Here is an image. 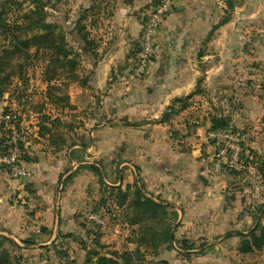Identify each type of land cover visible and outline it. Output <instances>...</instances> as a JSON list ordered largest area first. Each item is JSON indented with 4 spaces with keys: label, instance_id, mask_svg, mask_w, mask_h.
<instances>
[{
    "label": "rangeland",
    "instance_id": "rangeland-1",
    "mask_svg": "<svg viewBox=\"0 0 264 264\" xmlns=\"http://www.w3.org/2000/svg\"><path fill=\"white\" fill-rule=\"evenodd\" d=\"M6 1L8 0H0V4H6ZM32 2V0H15V3L20 5H10L8 11H5L6 23L19 25V21L26 15L35 20L36 16L30 12L35 9ZM161 2L162 0H134L132 4L125 5L122 0H52L51 4L54 8L51 5L45 8L46 14H43V22L56 25L54 32L61 44H66L78 53L76 78L69 77V74H63L56 81L48 84L44 71L47 67L46 61L49 54L44 50L35 53V50L31 49L30 56L24 54L14 59L12 69L16 74L13 76L8 90V101L2 106L3 110L0 109V113L6 116L12 107L14 111L28 120L33 135L27 146L31 142L39 143L38 150H43L48 154L60 152L61 156L69 153L73 146L82 147L81 151H86L88 147L89 153L79 154L80 157L86 156L88 159L85 161L94 163L93 166L101 171L102 181L106 187H120L124 195H121L120 192L117 196L119 191L102 188L103 191L98 192L89 213L79 217L83 221V227L87 228L85 233L89 231V235L85 239L88 238L89 241L96 239L100 245L105 247L116 246L118 243L122 246L123 241L136 239L139 230L150 243L152 231L161 230L165 225L150 212H138L132 206L135 189H140L143 194H146L138 179H135L132 185L124 188L121 185L109 186L108 184L116 185L122 178V171L119 169L124 164L121 163L131 162L140 157L136 154L137 151L134 147L141 140H158L166 144V139L170 135V138L173 137L175 142H181L183 132L175 127L172 128L171 120L177 118H179L177 125L181 129L187 128L189 131L202 122L199 117L209 120L218 117L227 120V127L219 131L230 133L236 140L232 142L219 139V143L216 140H208L207 136L212 132L209 129L205 138L211 146L212 152L204 151L195 158L198 162L204 161L211 177L224 176L228 179L230 184L226 191L227 198L230 193L234 192L238 195L248 196L249 199L247 201L243 199L241 204L244 207L243 211L249 215V222L243 224L241 228L249 227V231L255 228L264 229V0H191L193 14L205 21V27H210L209 33L213 26L222 24L212 34L208 33L201 46L194 52L193 61L196 73L192 77L188 73H184L185 68L182 67L181 72L157 77L162 85H166L172 80L176 85H180L181 82L187 84L189 81L187 85H191V83L198 85L195 92L199 91L187 101L188 107L195 108L192 111L193 114L181 118L178 114H170L169 111L167 119L159 118V122L152 123L151 126L161 123L166 131L165 135L162 132H156L157 130H149L146 135L137 133L139 122H128L124 118L125 114L119 113L121 110L119 106L112 105L110 102L107 106L105 103H101L103 98L110 97L109 90L112 89L110 85H115L114 87L117 85L129 87L131 85L132 88L136 85H160L153 81L150 83L146 81L148 70L140 79H132L131 70L136 59L133 58L129 63L126 62L125 67L124 61L128 52L134 54V57L139 52V35L142 28ZM1 7L0 5V10H2ZM92 7L95 9L84 15V11ZM174 10L175 6L172 8V12ZM83 16L85 18L82 23L89 31V37L93 38L98 45L96 52L92 55L82 47L80 37L76 33L75 24ZM119 17H130L133 22L140 25L141 31L138 38L131 41V51L125 52L124 49L119 48L118 55H120L121 64L113 66L109 72L106 70L101 74L99 63L118 47H115L116 43L113 44V41L115 40L116 21ZM92 21L95 22V25L90 27L89 24ZM15 34L22 39L30 37L33 31H30L27 25H22L17 27ZM4 41V36L0 34V45ZM157 47L158 43L155 42V53ZM155 53L149 70L156 62ZM185 63V59H182L181 64ZM18 65L24 67L22 75H19L16 68ZM90 85H107L108 90H92ZM71 87L77 96V99L74 100L78 101L77 104L70 102ZM172 106L177 108L179 104L173 103ZM103 108H107V110L104 112ZM103 113L116 116L117 120L121 117L122 126L125 127L126 132H119L120 120H110L111 128L105 134H95L94 131L102 127ZM46 118L50 121L56 120L57 123L50 135L40 137L38 135L39 124L43 121L47 122ZM101 139L103 143L99 142ZM233 145L239 147V155L235 163L230 164V157L233 154L230 146ZM27 146L26 149L24 148L23 155L31 158L33 156L28 155ZM154 150L155 148L152 147V151ZM161 152L162 148L159 149L158 156L162 155ZM217 163H220L219 169L216 168ZM87 166L89 165L80 167ZM28 172L30 178L31 173ZM190 172L194 173V171ZM121 199H124L123 204H121ZM227 204L229 203L227 202ZM91 213L102 215L105 226H97L89 221L88 216ZM167 220H170L169 232L173 235V230L179 224L176 222L177 219ZM85 233L77 236L76 244L84 239ZM113 235L117 236V239L111 238ZM224 236L228 235H223L220 238ZM102 237L107 239L103 240ZM85 239L83 242L85 241L84 243L89 246L91 243ZM203 240L204 242L197 241L202 249L196 254H201L208 243L215 241L218 244L220 240L226 239L219 240V237H216L209 241ZM240 240L239 237L238 241ZM179 241L175 240L176 243ZM189 243L193 242L189 240ZM70 244V241L61 239L57 247L58 251L65 256L63 257L64 263L57 262V259L53 257V255L56 256L54 252H41L21 246L16 248L5 245V248L14 264H40L41 260L45 258L49 259V264H68V262L74 261L75 257V250H69ZM176 246L178 247V245ZM233 247L235 245L232 244V246H226V249L230 253L233 252ZM77 248L82 249L80 245ZM151 251V248L145 251L147 260L152 259ZM229 255V264H264V250L249 254L239 262L233 259L232 253Z\"/></svg>",
    "mask_w": 264,
    "mask_h": 264
},
{
    "label": "crops",
    "instance_id": "crops-1",
    "mask_svg": "<svg viewBox=\"0 0 264 264\" xmlns=\"http://www.w3.org/2000/svg\"><path fill=\"white\" fill-rule=\"evenodd\" d=\"M192 5L191 0H180L175 5V10L156 32V43H158L155 53L156 62L152 64L150 70L148 69L146 81L160 85H136L135 88L131 85L129 87L110 85L112 88L109 90L110 97L101 100L105 106L109 105V102L119 106L121 108L119 113L125 114L124 118L128 122H139L137 133L146 135L149 130H157L156 132L165 135L166 131L161 123L151 126L152 123L159 122V118H163L164 114L171 111L175 99L190 95L198 87L192 83L187 85L189 81L187 84L181 82L180 85H176L174 80L162 85L157 79L160 76L181 72V67L185 68L183 72L191 77L196 73L193 55L205 40L210 27L206 28L205 21L193 14ZM140 31V25L133 22L130 17L117 18L113 44L116 43L115 47H118L99 63L101 74L121 64L119 48L124 49L125 52L131 51V41L138 38ZM128 54L129 52L125 55L124 67L133 58L136 59L138 53L135 57L134 54ZM182 59H185V64H181ZM72 87L69 92L70 102L77 104L78 101H74L77 96ZM90 88L108 90L107 85H90ZM8 96L9 93L0 101L1 110L8 101ZM106 110L107 108H103L104 112ZM194 110L192 106L187 107L178 116L183 118L193 114ZM112 116L103 113L102 127L94 133L105 134L111 128L110 120L121 121V117L117 120L116 116ZM199 119L202 122L190 131L187 128L181 129L177 125L179 118L171 120L172 128L175 127L183 132L182 141H178L179 143L175 142L173 137L170 138V135L166 139V144L158 140H141L134 147L140 157L131 162L121 163L124 164L119 169L122 171V178L116 185H108H121L124 188L138 179L143 185L146 196L169 206L167 210L176 213V222L179 225L173 230V239L193 242L191 243L193 249L188 252L189 257H184L177 250L168 249L163 245L152 259L165 260L169 264H229V254L232 253L233 259L239 262L249 256V254H239L237 251L240 243L238 235H246L249 232V227L241 228L243 224L249 222V215L243 211L244 207L241 203L243 199L247 201L249 198L236 192L230 193L227 198L226 191L230 184L228 179L224 176L211 177L204 161L196 160L195 156L198 154L204 151L212 152L205 138L211 128V120L203 117ZM1 123L3 117L0 113V137ZM122 124V121L119 122L118 130L123 133L126 131ZM101 140L99 142L103 143ZM33 143L27 146L28 155L33 157L25 162L26 168L31 173L30 178L20 183L9 178L5 170L0 168V235L23 248L52 253L54 252L52 243L59 242V234L81 236L85 233L87 228L82 227L83 221L79 217L89 213L100 187L97 177L88 169H80L76 176L65 184L66 178L78 167L94 164L85 161L88 159L86 156L79 155L89 153L88 147L86 151H81L82 147L73 146L69 153L61 156L60 152L48 154L43 150L40 151L37 149L39 143ZM152 147L155 148L154 151ZM160 148L162 155L158 156ZM223 235L228 236L220 238ZM216 237H219V240L224 238L226 240H218V244L215 241L210 242L201 254H196L202 249L197 241L204 242L203 239L209 241ZM111 238L117 239V236L113 235ZM64 241H70V251L75 250L72 264H83L85 251L78 249L79 244L71 239ZM232 244L235 247L233 252L229 253L226 246ZM136 248L137 245L133 241L125 240L122 246L119 243L116 246L110 245L105 251H134ZM53 257L58 263H64L63 259L60 260L54 255ZM45 259L49 264V259Z\"/></svg>",
    "mask_w": 264,
    "mask_h": 264
},
{
    "label": "trees",
    "instance_id": "trees-1",
    "mask_svg": "<svg viewBox=\"0 0 264 264\" xmlns=\"http://www.w3.org/2000/svg\"><path fill=\"white\" fill-rule=\"evenodd\" d=\"M32 1V3L35 5V9L31 10L30 12L31 14L36 16L35 20H33V18L31 19V17L26 15L25 18H22V20L19 21V25L17 23H6L4 16L6 14L5 11H8L10 5L19 6L20 4L15 3V0H8L6 1V4H0L2 6V10H0V34L4 36L5 40L4 43L0 45V101H2L4 95L8 93L13 76L16 74L14 69H12V66H14V59L17 56L24 54L30 56L29 51L31 49L35 50V53H38L39 50H44L47 51L49 54V57L46 61L47 67L44 71V73L46 74V82L48 84L52 83L53 81H56L63 74H69V77L76 76L75 69L78 65V53H76L73 48L67 46L66 44H61L60 39L56 37V33L54 32L56 25H51L43 22V14H46L45 8L50 5L52 8H54L53 4H51L52 0ZM122 1L125 5H130L133 3L134 0ZM229 6H231V4H229ZM94 9L95 7L85 10L84 15L89 14V12L93 11ZM84 18L85 16L80 17L77 23L75 24L76 33L80 37L82 47L86 48L88 53L92 55L96 52L98 45L93 38L89 37L90 33L86 29V26L82 23ZM221 24L222 23H219L213 26L209 35L212 34L215 30H217ZM22 25H27V28L30 31H33V34L30 37L20 39L15 34V30L17 29V27H21ZM94 25V21L89 24L90 27H93ZM16 68L19 71V75H22L24 72V67L18 65ZM198 92L199 91L197 90L196 92H193L184 98L175 99L173 103L179 104V107L174 108L172 106L170 114H179L182 110L186 109L188 107L187 101L191 99L194 95H196ZM1 114L2 117L5 116V114ZM167 116L168 114H164L163 120L167 119ZM210 122V130L212 131L222 130L227 127L228 123L227 120L218 117L211 118ZM56 123V120L50 121L47 119V122L43 121L39 124L38 135L40 137L50 135ZM1 132L2 135L0 137V154L5 151V149L3 148V145L6 141V131L4 130V122L1 123ZM22 158L25 162L29 160L25 155H23ZM78 169H88L96 177H98L100 192L102 188H107L111 191H119V193L116 194L117 196L120 194V192L121 195H124L120 187L109 188L104 185L101 177V171L96 166L89 165L87 167H78L77 170ZM77 170H75V172H73L66 178L65 184H67L71 180V178L76 176V174L78 173ZM133 192L134 199L132 201V206L134 207V209L138 210V212H150L152 215L157 217L161 221V223L165 224L163 228L161 230L155 229L154 231H152V241H150L151 245L150 243H148L149 241L147 242L145 235L141 233V230H139L136 239L132 240L137 245V248L134 251L121 252H106V247L104 245H100L97 242L98 240L96 239H94L93 241H89L87 238V240L91 243L89 246H87L86 243H84L85 241L83 242V240L89 235V231H87L85 233L86 236L84 237V239H82L78 243L85 251V259L83 264H169L165 260H147L145 251L146 249L151 248L152 251L150 254L153 258L156 257L158 250L162 245H166L168 249H174L173 244L178 245L179 254L184 257H189L188 252L193 249V244L189 243L186 240H181L176 243L173 239L172 233L169 232L171 225L169 224L170 220L168 221L167 219H177L176 213H169V211L167 210L168 206L164 207V204H160V202H154L152 199L143 194L140 189H135ZM121 200V204H123L124 199ZM258 230L259 229L255 228L250 230L246 235H239V237L241 238L237 249L239 254L247 255L264 250V229H260L259 231ZM59 238L60 240L71 239L75 242L78 241L77 236L74 234H59ZM25 243H28V241H25ZM58 244L59 242L56 244V242L54 241L52 243V247L56 256L60 260H62L65 256H63V253L58 251ZM5 245L16 248L18 247V245H16L7 237L0 235V264H14L12 262L9 252L5 248ZM72 263L73 261L68 262V264Z\"/></svg>",
    "mask_w": 264,
    "mask_h": 264
},
{
    "label": "built area",
    "instance_id": "built-area-1",
    "mask_svg": "<svg viewBox=\"0 0 264 264\" xmlns=\"http://www.w3.org/2000/svg\"><path fill=\"white\" fill-rule=\"evenodd\" d=\"M178 1L179 0H162L161 4L145 22L140 34V50L136 56L135 65L131 70L132 79H140L146 74L155 53L157 29L172 13V8ZM10 108L9 113L3 116L6 141L3 145L5 151L0 154V168L4 169L11 179L23 182L29 178L30 174L22 156L24 148L26 149L27 143L33 135V131L31 130V125L28 123V120L17 111H14V108ZM207 138L208 140H216L218 143L219 139L232 142L236 140L230 133L220 132L219 130L210 132ZM230 148L233 150V154L230 157L231 160L229 163L232 164L235 163L239 155V147L233 145L230 146ZM216 168H220V163L216 164ZM88 220L97 226H105L104 218L100 214L91 213L88 216ZM173 247L175 250L179 251V248L175 244H173ZM40 264H47V260H41Z\"/></svg>",
    "mask_w": 264,
    "mask_h": 264
}]
</instances>
